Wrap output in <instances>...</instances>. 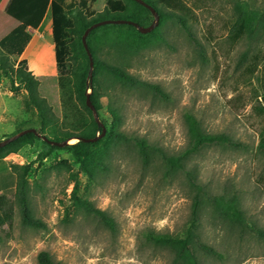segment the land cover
<instances>
[{
  "label": "rangeland",
  "instance_id": "1",
  "mask_svg": "<svg viewBox=\"0 0 264 264\" xmlns=\"http://www.w3.org/2000/svg\"><path fill=\"white\" fill-rule=\"evenodd\" d=\"M43 1L0 0V28L4 24L1 35L18 21L37 20ZM234 2L186 0L193 9V31L201 48L195 47L183 28L172 21L165 22L156 36L131 52L122 49L117 40H103L98 35L101 60L160 84L168 95L163 99L146 90L125 89L107 77L106 83L111 86L101 98V113L108 117V102L115 101L122 119L119 123L109 119L108 129L120 126L169 154L187 145V111L195 114L208 131L225 132L245 143L247 149L242 150L207 147L192 158L189 168L196 170L198 181L211 194H237L249 222L264 229V158L258 154L260 133L264 132V63L251 78L245 71L247 63H239L246 44L234 45L228 37ZM106 5L107 0H97L90 11L101 12ZM28 69L33 73L29 64ZM70 78L40 84V94L59 117L80 106ZM18 85L2 76L0 70V141L21 127L38 126L27 123L33 118L24 106L27 91ZM69 142L74 144L78 139ZM92 149L108 165L107 170H92V164L83 168L68 149H52L42 138L4 158L5 165L0 164V194L14 208V218L11 225L0 227V264H39L42 250L49 251L60 264H181L171 250L149 242L147 235H181L186 231L195 192L185 174H168L158 156L144 165L129 143L106 139ZM26 165L30 167V207L33 217L43 223L41 227L23 225L17 204L21 167ZM76 180L80 181L78 196L113 216L116 231L79 209L73 196ZM199 232L202 240L221 255L198 251L201 264H264V238L231 228L209 205L203 209Z\"/></svg>",
  "mask_w": 264,
  "mask_h": 264
},
{
  "label": "trees",
  "instance_id": "2",
  "mask_svg": "<svg viewBox=\"0 0 264 264\" xmlns=\"http://www.w3.org/2000/svg\"><path fill=\"white\" fill-rule=\"evenodd\" d=\"M97 0H52V14L54 21V41L57 59V77L46 80H59L60 83L70 79L73 80V88L76 100L80 106H75L59 117L53 111L47 98L40 94V84L46 80H40L29 69L26 59H20L27 45L31 41V33L28 31L26 23L18 21L6 34L0 33V70L1 75L11 80L12 84L19 83L27 91L24 100L25 110L32 115L29 122L37 123L38 126H24L16 133L29 128H37L41 136H45V141L52 149L60 148L51 144V141L63 142L72 137L94 138L102 128L95 119L93 111L87 104V96L91 90L90 98L96 107L101 121L108 129V120L120 122L122 115L118 111L115 101H109L107 109L108 117H105L101 98L108 94L110 89L106 78L123 88L146 90L154 96L167 98L164 88L158 83H152L140 79L131 74L121 65L105 62L98 57L97 36L103 40L114 39L119 42L120 47L128 51H134L141 47L148 38L156 36L160 32V27L167 21L177 23L186 32L191 43L201 48V43L193 31V9L189 7L186 0H143L154 6L158 11L161 22L151 33L143 34L132 24H105L93 29L87 42L94 59V69L92 78L89 77L90 59L83 44V35L94 23L117 19L118 14L125 15V19L138 22L143 26H149L154 16L150 9L142 5L137 0H107L106 8L101 12L90 11L91 4ZM45 0L43 1L44 4ZM4 25V24H3ZM3 25L0 29H2ZM228 37L234 44L244 42L246 49L240 54L239 63H247L245 67L248 78L255 75L260 65L264 63V2L258 0H235L234 20L230 23ZM122 48V49H123ZM76 50V57L72 58L73 51ZM14 58V61H13ZM76 63H72V60ZM104 77V78H103ZM57 78V79H56ZM18 85V86H19ZM187 128L188 142L186 147L176 153L169 154L162 147L152 144L147 138L124 132L120 126L108 129L106 138H100L96 142L78 141L65 147L68 149L77 163L83 168L108 169V165L103 163L96 149L106 140L115 141L117 144L129 143L134 146L144 165L150 163L151 159L158 156L166 165V172H183L194 189L192 212L186 231L181 235L169 233L150 232L147 235L149 242L154 245L168 248L175 254V260L181 264H201L198 251L211 256H221L216 248L205 243L200 236L201 215L206 205H209L213 212L223 221L236 230H248L257 237L264 238V229L256 224L250 223L244 210L241 207L240 197L235 193L223 192L211 194L205 186L198 181L196 170L189 168V162L193 157L200 155L205 148L210 146H223L235 150L247 149V145L225 132H212L205 129L200 119L192 112L184 114ZM9 136V137H11ZM36 133L29 132L0 148V164L5 165L4 158L20 149L21 147L33 144L36 139L42 138ZM8 137V138H9ZM258 154L264 158V132L260 133ZM67 162V161H66ZM23 173L18 183L17 204L20 209L22 224L32 227H41L42 222L32 215L29 201L28 165L21 167ZM80 191V181H75L73 196L79 209L86 214L99 219L111 231H116V221L104 209L97 207L93 202L82 199L78 196ZM14 218V208L7 203V197L0 194V227L11 225ZM39 264H60L49 251L42 250L38 256Z\"/></svg>",
  "mask_w": 264,
  "mask_h": 264
},
{
  "label": "crops",
  "instance_id": "3",
  "mask_svg": "<svg viewBox=\"0 0 264 264\" xmlns=\"http://www.w3.org/2000/svg\"><path fill=\"white\" fill-rule=\"evenodd\" d=\"M37 20H22L31 33V41L27 45L21 58L26 59L33 74L37 77H55L58 75L56 47L54 41V21L52 14V0H45L39 4Z\"/></svg>",
  "mask_w": 264,
  "mask_h": 264
},
{
  "label": "water",
  "instance_id": "4",
  "mask_svg": "<svg viewBox=\"0 0 264 264\" xmlns=\"http://www.w3.org/2000/svg\"><path fill=\"white\" fill-rule=\"evenodd\" d=\"M138 2H140L142 5H144L145 7H147L148 9H150V11L152 12L153 16H154V21L149 25V26H143L141 24H139L138 22H135V21H132V20H125V19H108V20H103V21H99V22H96L94 23L92 26H90L86 32L84 33L83 35V44H84V47L88 53V56H89V59H90V71H89V77L92 78V75H93V69H94V59H93V55H92V52L91 50L89 49V45H88V42H87V38L90 34V32L99 27V26H102V25H105V24H132L134 25L141 33L143 34H148V33H151L154 29H156L159 25H160V22H161V17L158 13V11L155 9L154 6L150 5L149 3L143 1V0H137ZM90 94L91 92L88 93V96H87V104L89 106V108L93 111V114L95 116V119L96 121L98 122L99 126L102 128V133L100 135H97L96 137L94 138H81V137H72L70 138L73 139V138H77L78 141H81V140H84L85 142H96L98 141L100 138L104 137L107 133V128L106 126L100 121V117H99V113L96 109V107L94 106V104L92 103L91 101V98H90ZM29 132H33V133H36L38 134L39 136H41V134H39L37 128H29V129H25L9 138H6L2 141H0V148L1 147H4L6 146L7 144L13 142L14 140L18 139L19 137L23 136L24 134L26 133H29ZM43 140L45 141H48L47 138L45 136H41ZM70 140H65L63 142H57V141H51L49 140V142L51 144H54V145H57L59 147H65L67 145L70 144Z\"/></svg>",
  "mask_w": 264,
  "mask_h": 264
}]
</instances>
